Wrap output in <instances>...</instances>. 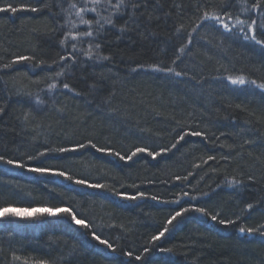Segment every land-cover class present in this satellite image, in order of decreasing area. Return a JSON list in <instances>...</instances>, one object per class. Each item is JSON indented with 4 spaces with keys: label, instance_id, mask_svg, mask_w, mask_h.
<instances>
[{
    "label": "trees",
    "instance_id": "16d2710c",
    "mask_svg": "<svg viewBox=\"0 0 264 264\" xmlns=\"http://www.w3.org/2000/svg\"><path fill=\"white\" fill-rule=\"evenodd\" d=\"M84 2L0 0V7L50 6L37 12L0 11V155L73 178L39 175L0 161V208L68 207L90 224L81 228L63 213L0 217V264H264V236L239 232L241 226L264 225V93L227 79L243 75L264 82V49L244 39L238 27L231 33L212 21L196 27L199 9H219L224 0H144L139 9L126 0L123 15L113 17L116 28L105 24L96 35L99 26L93 23L94 37L69 38L62 45L71 27L66 21L76 23L74 34L89 26L79 23L75 10L70 16L62 12L61 5L67 9ZM227 2L234 5L230 24L236 17L259 21L258 11H241L255 0ZM87 6L97 7L101 16L114 11L105 4ZM133 12L128 30L121 33L119 27ZM83 15L99 19L96 13ZM90 41L100 42V55L112 59L77 53L75 61L60 60L72 51V43L87 50ZM181 45H187L183 53ZM17 56L36 59L3 67ZM156 64L183 75L152 71L149 66ZM61 70L65 75L57 77ZM65 82L75 91L64 89ZM50 83L57 87L49 90ZM25 113H30L27 120ZM182 130L204 135H186L171 148ZM89 139L124 155L135 147L171 151L155 159L138 153L120 161L89 146L27 159L45 148H72ZM79 179L87 184H75ZM233 179L242 183L230 186ZM140 192L145 196L135 200L117 195ZM249 203L254 208L246 211ZM176 212L183 214L169 224ZM216 214L236 223L221 225L211 219ZM165 228L163 237L151 241ZM93 232L115 251L93 240Z\"/></svg>",
    "mask_w": 264,
    "mask_h": 264
},
{
    "label": "snow or ice",
    "instance_id": "6c2138e0",
    "mask_svg": "<svg viewBox=\"0 0 264 264\" xmlns=\"http://www.w3.org/2000/svg\"><path fill=\"white\" fill-rule=\"evenodd\" d=\"M143 2H144V0H139V2H137V0H132L131 7L133 9H139ZM237 2H239V0H237ZM157 3H159V0H157ZM243 3L245 5H247L248 0H243ZM88 4H92V5H96V6H99L101 4H105L108 7H110L111 9H113L114 11L108 16H101L97 7H95V6L94 7H88L87 6ZM126 6H127L126 0H115V2H113V0H85L84 4L81 5L80 7H78L76 3H70L67 9L63 8V6L61 5V11L62 12H65L67 15L70 16L71 10H75V15L77 17H79V23L89 26V30L74 34L72 32V29L76 28V23L71 21V20L66 21V23L70 24L71 27L66 32L64 39L61 41V44L62 45L66 44L67 41L69 40V38L72 41H77L78 37H85V36L86 37H94V32L92 30L93 23H95L96 25L99 26L95 30L96 35H99V33L104 29L105 24L110 25L113 28H116L117 25H116V22L113 19V17L114 16H122L123 15L122 8H124ZM45 7H50V6L47 3L41 5V8H45ZM231 7H234V5H231L230 3L227 2V0H224V2H222L219 9L213 8V10H211V11H209L207 9H199L202 13L200 15V22L201 23L197 24L196 27L197 28L201 27L205 21L214 22V26H219L225 32H228V33H231L234 28L238 27L239 31L244 34V39L254 41L255 44L259 45L262 49H264V39L258 38V36L264 35V0H255V3H252L250 6H246V7H243L241 9V11H243L245 13L258 11L259 12V21L257 19L252 18L251 16H249L248 20L240 19L239 17H236L235 23L230 24L228 21H231L233 19L232 12L230 10ZM41 8L33 7L30 5H24V4L19 5V8H18V7L12 6L11 4H8L5 7H0V11H11L12 13H15L18 10H24V11L30 10L31 12H37V11H40ZM105 11H107V8H105ZM85 12L96 13V15L99 17V19H96L95 22L93 20L85 19L84 15H83V13H85ZM135 15H136V13L133 12L129 16V19L124 21V24L119 27V31L121 33L128 30L127 26L129 24V22L133 20V17ZM149 19H151V16H149ZM101 21H103V23H101ZM177 31L179 32L180 29H177ZM193 31H195V29H193ZM248 33H251V35H249ZM189 43H191L190 38H189ZM101 46L102 45L100 42L90 41L88 49L84 50V49L78 48L77 43H72L71 44L72 51L70 53H68L67 56H63V55L60 56V60L71 59L72 61H75L77 59V55H76L77 53H81L84 56L88 57L89 59H92L93 56L95 55V58L97 60H111L112 57L110 55H100L99 50L101 49ZM186 47H187V45H181L180 48L178 49V51L180 53H183L185 51ZM35 59L36 58L33 56H17L11 61L10 64H5V65H3V67L9 68V67H11V64L19 63L21 61H34ZM179 59H180V56L177 55L175 57V60H173V63H175V61L179 60ZM39 63L42 64L44 62L40 61ZM138 67L142 68L144 66L139 65ZM149 67L151 68L152 71L174 73V75L177 77L183 75L182 72L175 71V69L170 68V67H161L159 64L151 65ZM132 71H136V68H133ZM63 75H65L63 70L56 73L57 77H60ZM227 79L230 81V83L232 85L251 84L255 88L259 89L262 93H264V82H257L254 79L253 80H247L243 75H238L235 77L229 76V77H227ZM36 82L39 83L40 81H36ZM62 86L64 89H67L70 92L75 91V89L71 88L70 85L66 82L63 83ZM47 87L49 90H52V89H55L57 87V84L56 83H50L47 85ZM93 87H95V86H93ZM29 95H31V94H29ZM76 95L79 96V95H81V93L76 92ZM37 103H43V101H37ZM237 107H240V106L237 105ZM3 112H4V108L0 107V113H3ZM29 115H30V113H25V117H24L25 120L28 119ZM189 134L192 136L204 135V133H202L200 131L187 132V131L182 130V133L179 134L176 143H173L171 145V148H176L177 144L180 141H183L185 139V136L189 135ZM245 143H252V141H245ZM89 146L91 148L95 149L97 152L108 153L109 155H112L114 157H118L120 161H131V160H133V157L137 156L138 153H147L148 156L155 159L156 157L160 156L162 153H167V152L171 151L170 148H161L159 151H155V150H150L148 147H135L134 151H131V154L124 155V154H121V152L116 151L112 148L98 147L96 143H93V141L91 139H89L86 143H77L72 148H68V147H59L56 149L45 148L44 151L37 153L36 156L29 155L27 157V159L28 160L38 159L39 157L44 156L46 154V152H49V151L69 152V151H76L78 149H83V148H86ZM207 159L210 161V160H214L215 157L208 156ZM225 159H227V157H225ZM0 161H4L5 163H7L9 165H13V166L18 167V168L27 167L28 171L33 172V173H37L39 175L51 174V175H58V176L65 177L66 179H68L70 181L73 179L70 175H67L63 171H53L52 169H49L47 167H41V166L28 167L22 161H17V160H13V159H6L3 155H0ZM205 163H207V161H205ZM177 179H180V177H177ZM248 179L253 180V177L249 176ZM74 183L78 184V185H85V184H87V181L83 180V179H79V180H75ZM228 183L230 186H232V185L240 184V183H242V181L233 179L231 181H228ZM88 186L93 187V188H105L106 187L105 185H102V184H88ZM117 195H120L122 199H126V200H135L137 198H143L145 196V194L143 192L137 193L136 195H127V194H123V193H117ZM152 199L155 200L156 197L153 196ZM253 208H254V205L252 203H249L246 205L245 210L246 211L252 210ZM195 210L197 212H200L201 214H203L205 216L208 215V212L204 208H197ZM187 211H188V209L183 210V212H187ZM59 213H63L67 216H70L71 221L74 224L79 225L81 228H84V229L90 228V224L86 223L84 219H78L77 213L68 207L33 208L30 211L28 209H23V210L18 211V210L12 209L10 207L0 208V217L11 215V216L19 217L21 219L39 218V216L44 215V214H47L48 216H56ZM182 214H183L182 212H176L175 215L172 216L171 219L168 221V223L171 224L173 220H175L178 216H181ZM218 215L219 214L212 215L211 219L213 221H216L217 223H219L221 225H225V226L236 223V221H234V220L220 219V218H218ZM167 231H168V229L165 228L158 235L152 236L151 241H153V242L158 241L161 237H163L165 235V233ZM239 232L241 234H248V235L259 234L261 236H264V225H261L259 228L241 226L239 228ZM92 239L98 241L102 245H106L107 248H110L113 251H115V249L113 248V245L111 243H109L108 240L101 239V237L99 235H97L95 232L92 233ZM144 251L147 252L148 249L145 248ZM162 251L172 252L173 249L165 248V249H162ZM126 255L129 257H132L133 253L127 252ZM134 258L137 261L141 260V256H139V255H136ZM14 259H19V257L14 256ZM39 264H46V262L40 261Z\"/></svg>",
    "mask_w": 264,
    "mask_h": 264
},
{
    "label": "rangeland",
    "instance_id": "374dc122",
    "mask_svg": "<svg viewBox=\"0 0 264 264\" xmlns=\"http://www.w3.org/2000/svg\"><path fill=\"white\" fill-rule=\"evenodd\" d=\"M12 208V207H11ZM12 209H15V210H23L22 208H12ZM29 211L31 210V208L28 209Z\"/></svg>",
    "mask_w": 264,
    "mask_h": 264
}]
</instances>
